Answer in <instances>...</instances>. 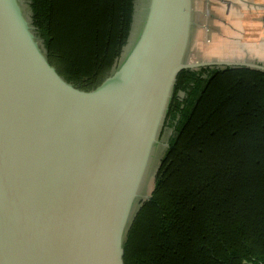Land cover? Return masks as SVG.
I'll return each instance as SVG.
<instances>
[{"label":"water","instance_id":"obj_1","mask_svg":"<svg viewBox=\"0 0 264 264\" xmlns=\"http://www.w3.org/2000/svg\"><path fill=\"white\" fill-rule=\"evenodd\" d=\"M197 4L136 0L128 44L88 89L51 61L28 1L0 0V264H126L180 72L264 71L253 60H190Z\"/></svg>","mask_w":264,"mask_h":264},{"label":"trees","instance_id":"obj_2","mask_svg":"<svg viewBox=\"0 0 264 264\" xmlns=\"http://www.w3.org/2000/svg\"><path fill=\"white\" fill-rule=\"evenodd\" d=\"M60 72L98 85L129 42L136 0H27ZM153 189L125 240L126 264H264V71L180 72Z\"/></svg>","mask_w":264,"mask_h":264},{"label":"crops","instance_id":"obj_3","mask_svg":"<svg viewBox=\"0 0 264 264\" xmlns=\"http://www.w3.org/2000/svg\"><path fill=\"white\" fill-rule=\"evenodd\" d=\"M227 1L230 2L228 9L220 0L208 4L209 34L215 38L221 33L224 37L221 42L227 51L240 52L243 57L235 60H244L247 56L264 63V0Z\"/></svg>","mask_w":264,"mask_h":264},{"label":"rangeland","instance_id":"obj_4","mask_svg":"<svg viewBox=\"0 0 264 264\" xmlns=\"http://www.w3.org/2000/svg\"><path fill=\"white\" fill-rule=\"evenodd\" d=\"M197 15H198V26L196 28V32L194 35V40L191 46V50L189 53V59L190 60H208V59H235V58H241L242 55L240 52L231 54L227 51V47L224 45L223 41L224 37L221 35V33L218 34L217 37L214 38V36L210 35L208 32V9L207 5L205 4V0H197ZM27 7V6H26ZM140 13V12H139ZM227 16V14H226ZM226 19L223 18L221 20V23ZM248 58V59H246ZM244 59L246 60H253L257 61L255 59H250V57L244 56ZM159 161L156 163L157 167ZM157 167L155 168V173L157 172ZM155 175L152 174L149 177V180L146 185V193L150 194L155 180Z\"/></svg>","mask_w":264,"mask_h":264}]
</instances>
